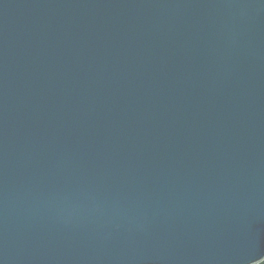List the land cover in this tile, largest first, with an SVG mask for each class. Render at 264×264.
<instances>
[{"label": "water", "instance_id": "1", "mask_svg": "<svg viewBox=\"0 0 264 264\" xmlns=\"http://www.w3.org/2000/svg\"><path fill=\"white\" fill-rule=\"evenodd\" d=\"M264 261V0H0V264Z\"/></svg>", "mask_w": 264, "mask_h": 264}, {"label": "snow or ice", "instance_id": "2", "mask_svg": "<svg viewBox=\"0 0 264 264\" xmlns=\"http://www.w3.org/2000/svg\"><path fill=\"white\" fill-rule=\"evenodd\" d=\"M261 264H264V261H262Z\"/></svg>", "mask_w": 264, "mask_h": 264}, {"label": "trees", "instance_id": "3", "mask_svg": "<svg viewBox=\"0 0 264 264\" xmlns=\"http://www.w3.org/2000/svg\"><path fill=\"white\" fill-rule=\"evenodd\" d=\"M258 264H261V262H260V263H258Z\"/></svg>", "mask_w": 264, "mask_h": 264}]
</instances>
